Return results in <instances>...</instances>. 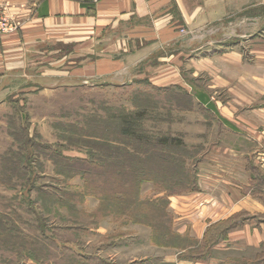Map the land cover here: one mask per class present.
<instances>
[{
	"label": "rangeland",
	"instance_id": "1",
	"mask_svg": "<svg viewBox=\"0 0 264 264\" xmlns=\"http://www.w3.org/2000/svg\"><path fill=\"white\" fill-rule=\"evenodd\" d=\"M7 4L0 0V28H15L0 37L19 28ZM242 29L246 37L221 46L164 48L126 81L74 79V61L56 60L71 56L67 44L37 45L23 68L4 70L0 264H264V243L230 242L227 229L246 214L212 216L203 235L186 223V203L218 197L204 185L226 175L240 179L239 196L264 200V29ZM231 53L239 60L219 61ZM161 67L168 76L157 79ZM127 116L142 140L119 134ZM163 138L181 145L161 146ZM84 171L100 176L88 187ZM102 174L111 192L125 191L118 203L86 193L106 188Z\"/></svg>",
	"mask_w": 264,
	"mask_h": 264
},
{
	"label": "crops",
	"instance_id": "2",
	"mask_svg": "<svg viewBox=\"0 0 264 264\" xmlns=\"http://www.w3.org/2000/svg\"><path fill=\"white\" fill-rule=\"evenodd\" d=\"M9 1V14L19 28L0 37V75L6 69L23 68L27 51H34L37 45L67 44L72 47L71 56L56 60L63 65L68 60L74 61L75 78L70 79L126 81L138 66L166 53L164 48L177 46L190 53L196 48L242 40L247 36L242 29L245 25H251V37L264 29V12L258 17L250 14L256 7H263L264 0ZM247 13L248 16L237 19ZM56 51L52 52L53 56ZM229 58L239 60L234 53L219 54L220 62L225 63ZM260 59H264V54ZM162 69L154 72L157 79L168 76L160 73ZM258 80L254 77V82ZM226 120L222 122L236 130L234 124ZM219 180L217 184L204 185L208 191H217L218 197L211 196L203 205L186 203L192 209L186 223L194 230L199 227L203 235L209 221L246 214L227 229L230 242L240 247L259 248L264 243V200L239 196L240 179L237 177L226 175ZM242 184L248 185L244 181ZM233 195L235 201H229ZM227 202H230L229 207ZM212 216L218 219L212 220Z\"/></svg>",
	"mask_w": 264,
	"mask_h": 264
},
{
	"label": "trees",
	"instance_id": "3",
	"mask_svg": "<svg viewBox=\"0 0 264 264\" xmlns=\"http://www.w3.org/2000/svg\"><path fill=\"white\" fill-rule=\"evenodd\" d=\"M197 99L203 104V105H206L209 110H212V111H215V108L213 106V104L209 101V98L206 94L204 93H200L198 94L197 96ZM136 118L135 116H127L123 121H121L119 127L120 129L119 130V134L123 135V136H126V137H129V138H135V139H139V140H142V137H140L139 135H137L136 133V130L134 129V121H130L131 119H134ZM129 120V121H127ZM158 143L161 145V146H166V147H177V146H180L181 145V142L177 139H169V138H163V139H160L158 141ZM83 164H86L83 163ZM95 169V168H93ZM93 171V170H92ZM102 172H105V171H102ZM102 175H105V174H102ZM98 176H100L99 173H92L91 171H84V180L86 182V184H88V187L90 186L91 182L93 180H96L98 178ZM106 176V175H105ZM105 176H101V177H105ZM108 176V175H107ZM106 176V177H107ZM110 176H108L106 178V181L109 182L107 179L109 178ZM103 179H100V182H102ZM90 183V184H89ZM111 185H110V184ZM108 184H106V188L105 189H102V190H98V191H91V190H88V192L86 191V193L90 196H93L95 197L97 194H102L100 195L102 199H104L105 201H109V202H115V203H118L119 198H123L124 195H125V191H122V192H111L113 189L111 188H114L115 186H113V184H115L113 181L112 182H109ZM118 186V185H117ZM121 187V185H119ZM86 189H87V185L85 186ZM111 187V188H110ZM122 188H124V186L122 185ZM52 197L56 198L55 200H57L60 204H61V201L62 200H58L57 197H55L54 193L53 194H50ZM126 196V195H125ZM116 198V199H115ZM123 201L119 202V203H123ZM112 209L115 210V207H111ZM117 210V209H116ZM1 224V223H0Z\"/></svg>",
	"mask_w": 264,
	"mask_h": 264
},
{
	"label": "built area",
	"instance_id": "4",
	"mask_svg": "<svg viewBox=\"0 0 264 264\" xmlns=\"http://www.w3.org/2000/svg\"><path fill=\"white\" fill-rule=\"evenodd\" d=\"M15 28V27H14ZM13 26H11V25H8V24H3V26L0 28L2 31H3V33H6V32H8V31H12L13 29Z\"/></svg>",
	"mask_w": 264,
	"mask_h": 264
}]
</instances>
